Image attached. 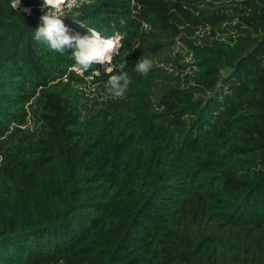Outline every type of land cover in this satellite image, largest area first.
<instances>
[{
	"label": "trees",
	"instance_id": "16d2710c",
	"mask_svg": "<svg viewBox=\"0 0 264 264\" xmlns=\"http://www.w3.org/2000/svg\"><path fill=\"white\" fill-rule=\"evenodd\" d=\"M65 9L69 37H122L131 82L36 40L44 0H0V264H264V0ZM176 42L189 71H136Z\"/></svg>",
	"mask_w": 264,
	"mask_h": 264
},
{
	"label": "clouds",
	"instance_id": "9594fccd",
	"mask_svg": "<svg viewBox=\"0 0 264 264\" xmlns=\"http://www.w3.org/2000/svg\"><path fill=\"white\" fill-rule=\"evenodd\" d=\"M76 0H68L67 5H75ZM19 0H12V7L17 8ZM65 0H44V6L48 8V12L41 17L42 23L37 27L35 39L41 40L43 38L53 50L63 52L64 46L74 47V59L76 61L77 69L81 74L91 67L93 63L99 65H109L105 72L109 75V84L114 96L122 97L129 83L131 82L128 74L121 72L119 75H111L114 68L111 63L112 56L118 54L121 47L120 36H102L95 30H91V35H84L76 32L77 35H83V38L69 37L66 32L67 29L63 23L62 7L65 5ZM76 40V44L72 45V40ZM102 67V66H101ZM124 65L119 68L123 69ZM152 67L150 59H143L138 62L136 71L141 74H147ZM103 68V67H102ZM104 69V68H103ZM96 75L100 72L96 70ZM122 82V83H121Z\"/></svg>",
	"mask_w": 264,
	"mask_h": 264
},
{
	"label": "rangeland",
	"instance_id": "374dc122",
	"mask_svg": "<svg viewBox=\"0 0 264 264\" xmlns=\"http://www.w3.org/2000/svg\"><path fill=\"white\" fill-rule=\"evenodd\" d=\"M65 7L69 8L70 6L67 5V3L65 5H63V7H62L63 15L66 12ZM74 37L77 38L75 36V33H74ZM75 42H76V40H75ZM151 61H152V67L151 68L162 67V68L168 70V72H173L174 75H180V76H182L184 73L189 71V68H186V67L183 68V65H187L188 63L191 62L190 61V54L188 53V51L185 47H182L179 44V42H176V44L173 46L164 47L163 52L159 55V57H157ZM100 66H102L104 69H106L109 65H107V64L101 65L100 64ZM91 91H93V89H91Z\"/></svg>",
	"mask_w": 264,
	"mask_h": 264
},
{
	"label": "built area",
	"instance_id": "2783aa9c",
	"mask_svg": "<svg viewBox=\"0 0 264 264\" xmlns=\"http://www.w3.org/2000/svg\"><path fill=\"white\" fill-rule=\"evenodd\" d=\"M68 2V0H65V3H67ZM75 33V36L78 38L79 36H82V35H77L76 34V32H74ZM111 38V37H110Z\"/></svg>",
	"mask_w": 264,
	"mask_h": 264
},
{
	"label": "bare ground",
	"instance_id": "6f19581e",
	"mask_svg": "<svg viewBox=\"0 0 264 264\" xmlns=\"http://www.w3.org/2000/svg\"><path fill=\"white\" fill-rule=\"evenodd\" d=\"M83 37H85V36L82 35V36H79L78 38H83Z\"/></svg>",
	"mask_w": 264,
	"mask_h": 264
}]
</instances>
